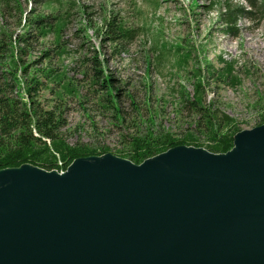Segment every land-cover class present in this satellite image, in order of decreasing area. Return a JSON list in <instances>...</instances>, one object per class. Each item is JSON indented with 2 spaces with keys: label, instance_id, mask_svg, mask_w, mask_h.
I'll return each instance as SVG.
<instances>
[{
  "label": "water",
  "instance_id": "obj_1",
  "mask_svg": "<svg viewBox=\"0 0 264 264\" xmlns=\"http://www.w3.org/2000/svg\"><path fill=\"white\" fill-rule=\"evenodd\" d=\"M0 264H264V124L227 153L0 170Z\"/></svg>",
  "mask_w": 264,
  "mask_h": 264
},
{
  "label": "rangeland",
  "instance_id": "obj_2",
  "mask_svg": "<svg viewBox=\"0 0 264 264\" xmlns=\"http://www.w3.org/2000/svg\"><path fill=\"white\" fill-rule=\"evenodd\" d=\"M241 4L248 5L244 0H63L46 6L26 0V13L33 8L65 20L61 44L66 52L50 63L43 62L44 52H53L56 47L51 33L23 59L28 66L53 67L80 89L79 96L59 98L55 94L57 84L42 78L44 85H39L37 99L49 107L62 104L67 121L63 133L71 145L108 146L117 156V150L126 146L111 113L98 101L100 87L92 84V69L87 64V58L97 56L105 72L123 81L118 87L135 92L138 101L144 98L143 80L147 75L155 125L175 137L184 136L194 127L191 112L181 103L182 91L193 94L196 75L201 73L206 76L207 100L239 122L243 130L252 129L264 111V18L259 24L242 18L238 36L226 33L223 13L229 6ZM111 16L135 31L125 49L109 42L103 32ZM3 20L16 29L15 17L7 15ZM222 59L234 63L237 82L216 84L214 79L208 85V68L220 70L225 64ZM129 104L123 93L121 106L125 111L130 112ZM200 141L210 143L204 135H200ZM199 148L208 150L206 146Z\"/></svg>",
  "mask_w": 264,
  "mask_h": 264
},
{
  "label": "trees",
  "instance_id": "obj_3",
  "mask_svg": "<svg viewBox=\"0 0 264 264\" xmlns=\"http://www.w3.org/2000/svg\"><path fill=\"white\" fill-rule=\"evenodd\" d=\"M24 1L26 0H0V170L30 164L48 171L62 172L76 159L102 156L110 153L111 149L108 146L100 148L88 144L71 145L63 133L67 121L61 111L62 104L49 107L37 99L39 85H44L42 78L57 84L55 94L59 98L68 94L79 96L80 89L73 80H67L64 73L55 71L53 67L40 69L36 67L37 64L28 66L23 59L35 44L42 43L51 33L55 35L56 47L53 52L49 49L44 52L43 62L50 63L56 55L62 57L66 52L61 44L65 20L56 14H45L33 8L26 13ZM31 1L46 6L63 3V0ZM244 1L248 5L229 6L223 13L226 33L238 36L239 21L242 18H248L254 24L263 20L264 0ZM210 6H214V2ZM7 15L16 18L15 30L3 20ZM103 32L107 34L109 42L122 49L126 48L127 40L135 34L134 29L128 28L125 22L118 21L115 16L106 21ZM87 59V64L92 69V84L100 87L98 101L111 113V119L126 146L117 150V156L141 164L148 158L183 145L206 146L213 153H227L234 147L235 136L243 130L239 122L218 109L213 101L207 100L206 76L202 73L196 75L198 79L194 83L193 94L182 91L181 103L191 112L194 127L184 136L175 137L170 131L155 125L156 111L150 104L151 84L147 75L143 80L144 98L138 101L135 92L118 87L123 81L119 82L105 72L102 61L97 56ZM222 60L225 64L220 70L208 68L211 75L208 85L214 79L216 84L237 82L234 63ZM123 93L130 102V112L121 106ZM259 119L257 126L264 124V111L259 113ZM200 135L206 136L210 143H201Z\"/></svg>",
  "mask_w": 264,
  "mask_h": 264
}]
</instances>
